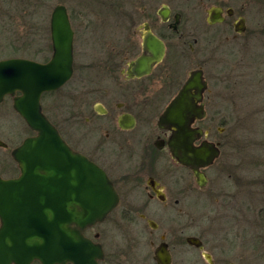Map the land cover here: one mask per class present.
Returning <instances> with one entry per match:
<instances>
[{"label":"flooded vegetation","instance_id":"1","mask_svg":"<svg viewBox=\"0 0 264 264\" xmlns=\"http://www.w3.org/2000/svg\"><path fill=\"white\" fill-rule=\"evenodd\" d=\"M92 3L124 19L116 46L93 64L108 77L81 78L77 96H65L66 132L43 104L59 89L43 93L39 103L69 147L105 172L117 195L104 221L83 233L102 250L97 264H264V0ZM49 41L50 57L39 63L52 57ZM140 60L147 70L137 76ZM74 62L73 47V70ZM19 96L0 101L2 181L19 178L12 155L35 135L14 108ZM176 99L189 129L200 131L192 146L210 143L218 150L210 165L173 155L175 131L160 122ZM246 117L254 119V131ZM235 118L242 123L237 135L228 125ZM235 167L236 183L216 185L225 174L232 178Z\"/></svg>","mask_w":264,"mask_h":264},{"label":"water","instance_id":"2","mask_svg":"<svg viewBox=\"0 0 264 264\" xmlns=\"http://www.w3.org/2000/svg\"><path fill=\"white\" fill-rule=\"evenodd\" d=\"M49 29L53 53L46 63L0 60V101L19 92L14 108L35 132L12 155L20 168L19 178L0 180V260L4 264L34 260L41 264H97L102 250L83 233L104 221L118 198L105 172L72 150L42 113V94L60 89L73 76V30L65 6L52 9ZM137 65V76L146 72L145 60ZM178 106L176 99L160 122L175 131L170 141L173 155L187 164L192 158L199 167L210 165L218 150L210 143L192 146L200 131L189 129Z\"/></svg>","mask_w":264,"mask_h":264},{"label":"rangeland","instance_id":"3","mask_svg":"<svg viewBox=\"0 0 264 264\" xmlns=\"http://www.w3.org/2000/svg\"><path fill=\"white\" fill-rule=\"evenodd\" d=\"M29 6L26 0H0V60L13 57H27L43 62L50 57L49 18L57 4L68 8L72 29L74 30V74L69 82L56 92L44 97L45 112L51 117L61 132H66L69 122L65 109V96L69 92L76 94L81 78H107V71L96 67L94 62L103 51L111 50L115 40L120 37L124 19L109 6H99L92 0H32ZM33 14V15H31ZM119 31V32H117ZM72 99H74L71 96ZM73 103V102H72ZM77 104V102H75ZM70 111V115L77 113ZM85 112V109L82 110ZM69 115V116H70ZM86 115V114H85ZM222 120V119H221ZM254 119L246 117L245 125L254 131ZM236 134L242 123L235 118L233 123ZM230 127V128H231ZM24 134V133H23ZM21 134L22 136H25ZM222 163V161H220ZM232 178L222 176L215 180L216 185H229L237 182V169L232 168ZM102 226L100 229H104Z\"/></svg>","mask_w":264,"mask_h":264}]
</instances>
